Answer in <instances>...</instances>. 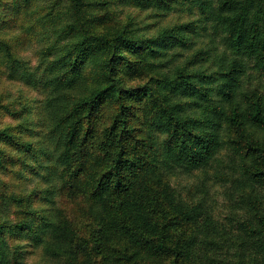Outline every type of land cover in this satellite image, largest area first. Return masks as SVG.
I'll return each instance as SVG.
<instances>
[{
    "label": "trees",
    "instance_id": "trees-1",
    "mask_svg": "<svg viewBox=\"0 0 264 264\" xmlns=\"http://www.w3.org/2000/svg\"><path fill=\"white\" fill-rule=\"evenodd\" d=\"M37 1L0 0V50L13 56L32 37L30 29L39 25L35 21H45L56 36L48 47L50 54L56 50V59L46 68V75L53 74L47 82L54 83L57 92L74 89L80 93L69 106H62L57 95L55 105L48 103L43 111L34 114L39 116L36 120L29 117L28 106L18 110L0 97V122L6 116L15 121L0 129V171L9 172L18 166L17 174L25 178L28 171L48 168L40 163L48 160L47 173L52 178L57 174L67 176L68 186L75 190L76 172L89 164V150L96 156L97 169V178H91L92 199L103 211L104 218L97 221L99 229L94 234L85 235L77 231L73 222H56L53 211L48 209L47 214L33 208L29 196L14 197L12 201L20 203L18 221L12 223L0 216V264H11V253L15 256L21 253L17 260L21 264L20 244L24 240L33 247L43 246L47 255L61 258L67 264H206L212 261L211 251L206 258H199L196 253L197 247L206 241L216 243L204 231L202 235L197 208L174 198L165 184H154L146 178L150 166L159 165L158 155L154 154L153 163L145 155L154 150V135L142 138L137 125L141 115L138 102L150 92L125 83L130 73L136 75L143 68L153 66L150 60L163 55L162 48L170 42L188 47L186 34L196 33L197 22L173 25L149 37H139L128 30L107 35L99 30L102 21L94 12L96 4H106L107 0L97 3L96 0H48L36 6ZM121 1H134L145 7L153 4L161 9H169L173 2L179 4L178 0ZM256 1L247 0L238 13L234 12V0H208L206 4L211 9L218 6L219 16L232 20L234 47L243 50L245 44L244 52L256 58L264 72V9L261 0ZM252 8H256L253 21L248 17ZM228 9L230 15H225L222 11ZM9 17L17 29L30 31L27 36L15 35L10 40L9 30L2 25ZM234 23L239 25L234 28ZM134 55L138 57L131 59ZM235 71L232 69L224 75L228 83L222 88V95L230 106L225 118V130L230 132L228 141L227 134L222 136L219 114L211 119L182 117L181 112L188 103L161 107L158 130L168 134L164 142L166 153L190 168L213 160L226 142L235 143L247 155L257 157V165L247 170L254 179L264 180V146L249 139L246 131L249 123L264 127V100L255 94L247 95L250 109L244 114L234 99L239 86ZM190 76L179 73L183 85L176 91L188 96L195 92L204 94L189 80ZM200 80L207 83L206 75ZM210 109L220 111L218 106ZM32 133H41L44 137L38 149L30 138ZM50 141H56L55 149ZM260 220L262 230L248 229L252 237L264 235V217ZM246 245L241 241L236 248L241 259L243 255L239 252H245ZM254 251L264 253V246L255 243ZM238 264H264V256H251L249 261L239 260Z\"/></svg>",
    "mask_w": 264,
    "mask_h": 264
},
{
    "label": "rangeland",
    "instance_id": "rangeland-1",
    "mask_svg": "<svg viewBox=\"0 0 264 264\" xmlns=\"http://www.w3.org/2000/svg\"><path fill=\"white\" fill-rule=\"evenodd\" d=\"M98 1L103 0H96V3ZM107 1H111V4H96L94 9L100 17L99 21H102L99 30L107 35L128 30L139 37H149L158 35L173 25L197 22L196 33L186 34L188 47L172 41L162 48L165 52L163 55L150 60L153 66L143 68L136 75L130 73L126 76V84L150 92V95L142 96L143 100L138 102L141 115L137 119V125L142 138L149 139V135H154V150L145 155L152 163L154 154L158 155L159 165L150 166L145 175L151 183L165 184L169 193L185 205L197 208L202 235L205 232L216 241L215 244H209L204 240L206 243L196 249L199 258H206L211 251L212 256L209 257H212V261L206 264H238L239 260L249 261L251 256L263 257V252L254 251V244L264 246V235L252 237L248 230L250 227L263 229L260 217H264V180L254 179L247 170V167L257 165V157L247 155L235 143L226 142L217 150L213 160L198 168H190L166 153L164 142L168 134L163 133L165 130L160 132L157 126L162 117L161 107L188 103L185 105L186 110L181 112L182 117L190 120L195 117L211 119L219 114L222 120L221 133L222 136L227 134L228 141L230 132L225 130V118L230 106L222 95V88L228 83L224 75L232 69L237 70L235 74L238 76L239 86L235 90L234 99L246 114L250 109L247 95L255 94L264 100V72L260 70L256 58H250L244 52L245 44L243 50L234 47L232 20L220 17L218 6L209 8L206 4L208 0H178L179 4L173 2L169 9H161L153 4L140 6L134 1ZM47 2L48 0H38L36 6ZM246 2L247 0H234V12H241V7ZM260 3L264 9V0ZM250 10L252 13L250 11L248 17L253 21L256 8ZM222 12L230 15L229 9ZM9 19L10 17L5 20L6 24L2 22V25L9 30L10 40L15 35L27 36L30 31L33 35L25 45L15 50L13 56L0 50V97L13 103V107L18 110L28 106V110H31L29 117H34L35 120L39 116L34 114L43 111L46 104H56L57 95L61 97L62 106L73 105V100L80 93L78 90L61 89L57 92L58 88L53 86L54 83L47 82V78H51L53 74L49 72L46 75V68L56 59V50H52L51 54L48 50L56 39L53 28L43 20H36L35 23L39 25H33L30 31H24L17 29L16 23ZM238 25L234 23V28ZM246 27L249 28V25ZM137 57L134 55L131 59ZM181 72L192 75L188 77L189 80L204 94L195 92L188 96L184 92L176 91L183 85V80L178 78ZM198 74L201 75L193 77ZM203 75H206L207 83L200 80ZM214 106L220 107V111L210 109ZM12 119L9 116L4 117L0 122V129H4L6 124L15 123ZM246 131L249 139H254L261 147L264 146V127L249 123ZM30 138L37 149L44 139L41 133H32ZM52 143L50 141V145ZM55 148L56 141L53 143V149ZM87 152L90 162L76 172L75 190L68 186L67 176L61 177L57 174L52 178L47 173L50 166L48 160L40 161L48 168L39 167L28 171L25 178H20L17 174L18 166L11 168L9 172L0 171V216L12 223L18 221L20 203L12 199L26 195L29 196L33 208L47 214L48 209L53 211L56 222H73L79 229L77 231L85 235L94 234L99 229L97 221L104 218V213L92 199V179L97 178L94 165L96 156L89 150ZM241 241L247 243L245 252H239L243 259L236 250ZM20 245L23 253L21 264H67L61 258L47 255L43 246L33 247L26 240ZM20 255L21 253L18 256L11 253V264H18Z\"/></svg>",
    "mask_w": 264,
    "mask_h": 264
}]
</instances>
